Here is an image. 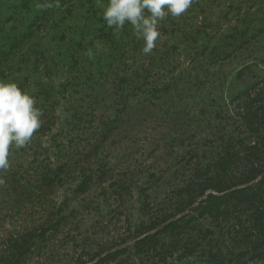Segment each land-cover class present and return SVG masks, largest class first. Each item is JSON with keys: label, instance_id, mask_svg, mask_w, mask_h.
<instances>
[{"label": "rangeland", "instance_id": "rangeland-1", "mask_svg": "<svg viewBox=\"0 0 264 264\" xmlns=\"http://www.w3.org/2000/svg\"><path fill=\"white\" fill-rule=\"evenodd\" d=\"M102 11L98 0H0V81L43 113L0 170V264L93 263L105 251L88 260L82 245L118 241L143 216L139 194L162 196L149 174L213 150L230 99L264 85V0H194L159 22L149 54Z\"/></svg>", "mask_w": 264, "mask_h": 264}, {"label": "trees", "instance_id": "trees-1", "mask_svg": "<svg viewBox=\"0 0 264 264\" xmlns=\"http://www.w3.org/2000/svg\"><path fill=\"white\" fill-rule=\"evenodd\" d=\"M263 87L248 82L230 99L213 150H185L181 169L149 174V191L161 184L162 196L140 193L143 216L118 241L91 252L82 245L85 258L105 251L91 264H264Z\"/></svg>", "mask_w": 264, "mask_h": 264}, {"label": "clouds", "instance_id": "clouds-1", "mask_svg": "<svg viewBox=\"0 0 264 264\" xmlns=\"http://www.w3.org/2000/svg\"><path fill=\"white\" fill-rule=\"evenodd\" d=\"M194 0H107L101 3L102 18L109 28L120 30L129 22L137 39H143L142 52L149 54L160 36L158 24L169 14L180 17ZM51 6V5H49ZM57 6H59L57 4ZM42 111L34 98L15 83L0 81V170L9 168V149L24 147L41 127ZM47 141L42 147L48 148ZM3 181H0L2 183Z\"/></svg>", "mask_w": 264, "mask_h": 264}]
</instances>
